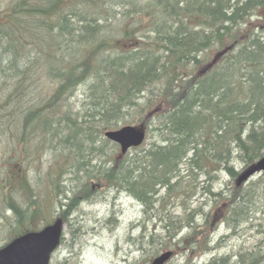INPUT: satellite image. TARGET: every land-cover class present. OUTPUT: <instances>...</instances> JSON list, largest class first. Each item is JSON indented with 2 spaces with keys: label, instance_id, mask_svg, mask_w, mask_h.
Segmentation results:
<instances>
[{
  "label": "trees",
  "instance_id": "trees-1",
  "mask_svg": "<svg viewBox=\"0 0 264 264\" xmlns=\"http://www.w3.org/2000/svg\"><path fill=\"white\" fill-rule=\"evenodd\" d=\"M262 7L12 0L0 10V246L51 223L44 210L58 202L65 221L105 184L140 204L151 227L135 240L150 258L215 251L211 235L224 225V238H252L205 264H264V173L237 182L264 155ZM127 124L144 129L147 147L123 154L104 137ZM67 173L77 181L69 197ZM200 178L207 210L171 202L190 199Z\"/></svg>",
  "mask_w": 264,
  "mask_h": 264
},
{
  "label": "rangeland",
  "instance_id": "rangeland-1",
  "mask_svg": "<svg viewBox=\"0 0 264 264\" xmlns=\"http://www.w3.org/2000/svg\"><path fill=\"white\" fill-rule=\"evenodd\" d=\"M11 2L12 0H0V10L8 7ZM256 19L262 21L261 28H263L264 7L257 11ZM0 21H2L1 16ZM1 63L0 68L4 65V61H1ZM43 87H46L44 90H48L50 83H45ZM150 140V137H148L143 146L147 147ZM111 146V144L108 145L109 148ZM130 154L133 153L130 151ZM35 174L37 173H34L33 176ZM72 174L74 173H67L61 179V186L65 187V190H69H67V197L71 196L70 190L74 191L77 186V181H72V178H69V175ZM45 175L46 173H39L40 177ZM217 175L218 177L223 176L221 173H217ZM206 184L207 182H203L200 178L199 184L193 185V195L190 199V195L187 194L171 202L177 206L182 205L185 201L189 203L190 207L203 206L207 210L208 207L204 204L207 196L201 188ZM217 185L218 181L212 183L213 190H217ZM46 186V184L44 186L41 184L39 189V191H42L43 200L47 201L49 205L52 202L56 204L54 191H52L54 200H51ZM50 186L52 187L51 183ZM101 187H99V192L95 198L88 202H81L73 213L65 217L64 236L60 246L52 256L51 264H148L147 260L152 256H149L150 253L146 252L148 246L143 244L145 251L142 252L138 249L140 247L139 243L134 240L139 232L137 224L141 219V206L124 194L115 196L116 191L110 190L105 184ZM58 204L59 202L56 207L53 208L52 206L50 210H47V208L44 210V215L49 218L48 222L58 218L62 219L60 217L62 208ZM227 235L228 232H226L225 226L221 225L211 235L210 242L211 247L219 243L221 246L219 249L203 253L179 252L167 264H204V261L208 260L211 255L223 256L235 251L240 244H243L241 242L251 239L253 234L251 232L243 233L240 239L224 238ZM3 242H5V239H3Z\"/></svg>",
  "mask_w": 264,
  "mask_h": 264
},
{
  "label": "water",
  "instance_id": "water-1",
  "mask_svg": "<svg viewBox=\"0 0 264 264\" xmlns=\"http://www.w3.org/2000/svg\"><path fill=\"white\" fill-rule=\"evenodd\" d=\"M104 136L118 144L121 153H126L143 143L145 131L133 125H124L117 129L106 130ZM262 172H264V155L243 170L237 182L244 183ZM62 229L63 221L57 219L40 229L15 236L6 245L0 247V264H49L51 253L60 243ZM172 255V251H164L154 257L149 264H166Z\"/></svg>",
  "mask_w": 264,
  "mask_h": 264
},
{
  "label": "bare ground",
  "instance_id": "bare-ground-1",
  "mask_svg": "<svg viewBox=\"0 0 264 264\" xmlns=\"http://www.w3.org/2000/svg\"><path fill=\"white\" fill-rule=\"evenodd\" d=\"M254 19H255V17H253ZM121 195V194H124V195H126L127 197H129V198H131V199H133V200H135L136 202H138L133 196H131L129 193H127V192H125V191H122V192H115V196L116 195ZM140 205V204H139ZM75 211V210H74ZM73 211V212H74ZM72 212V213H73ZM70 215V214H69ZM137 227L138 228H140L141 229V227H151V223L147 220V218H145L144 216H143V214L141 213V219L139 220V222H138V224H137ZM149 229V228H148ZM139 234V233H138ZM137 237H139V236H137ZM134 240H135V238H134ZM228 240H230V239H228ZM136 241V240H135ZM140 245V244H139ZM145 246H148L147 244H145ZM240 246H242V244H240L238 247H240ZM149 247L150 246H148V249H147V251H149ZM237 247V248H238ZM236 248V249H237ZM139 250H141L142 252L143 251H145V248L143 247V244L142 245H140V247L138 248ZM146 251V252H147ZM230 253V252H229ZM192 256V255H191ZM211 256H213V255H211ZM233 260V259H232ZM205 262H207V260H205L204 261V264H205ZM226 264H228V262H226Z\"/></svg>",
  "mask_w": 264,
  "mask_h": 264
},
{
  "label": "flooded vegetation",
  "instance_id": "flooded-vegetation-1",
  "mask_svg": "<svg viewBox=\"0 0 264 264\" xmlns=\"http://www.w3.org/2000/svg\"><path fill=\"white\" fill-rule=\"evenodd\" d=\"M52 259V258H51Z\"/></svg>",
  "mask_w": 264,
  "mask_h": 264
}]
</instances>
